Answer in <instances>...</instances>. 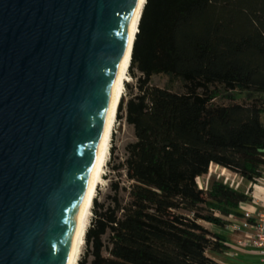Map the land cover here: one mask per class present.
<instances>
[{"label": "trees", "instance_id": "16d2710c", "mask_svg": "<svg viewBox=\"0 0 264 264\" xmlns=\"http://www.w3.org/2000/svg\"><path fill=\"white\" fill-rule=\"evenodd\" d=\"M129 73L137 91L116 112L135 136L128 185L114 183L107 205L94 197L78 264H216L225 236L201 221L224 227L252 199L196 179L212 163L248 183L264 171V0H145Z\"/></svg>", "mask_w": 264, "mask_h": 264}, {"label": "water", "instance_id": "95a60500", "mask_svg": "<svg viewBox=\"0 0 264 264\" xmlns=\"http://www.w3.org/2000/svg\"><path fill=\"white\" fill-rule=\"evenodd\" d=\"M138 0H0V264H65Z\"/></svg>", "mask_w": 264, "mask_h": 264}, {"label": "rangeland", "instance_id": "374dc122", "mask_svg": "<svg viewBox=\"0 0 264 264\" xmlns=\"http://www.w3.org/2000/svg\"><path fill=\"white\" fill-rule=\"evenodd\" d=\"M135 73L138 75V72ZM128 74H129V79L125 83V88L123 92V96L125 100H127L131 94L136 93L137 91L136 78L132 74H130L129 71ZM151 82L152 84L158 86H164L166 83V77L155 75L152 77ZM236 99L239 102L248 100L247 95L245 93L242 94L236 93ZM216 101L220 103H227V96L222 94L218 99H216ZM113 135H112L113 142H112V138H111V142L113 143L114 151L112 152V154H110L109 151L107 163L103 170L104 180L102 181L101 184L98 185L95 192V196L97 197V200L101 203H104L105 205L109 203V199H110L109 197L113 194L114 183H118L121 187L128 185V181L125 175V169L120 165L124 162L126 157V145L129 142L135 140L133 127L132 125L127 124L124 118H121L120 120L116 119ZM212 180L221 181L232 187H236V185L238 184L237 188L240 190H246V187L248 185V182L242 179L239 175L219 165H215L214 163L210 164L208 168V172L206 174L196 179L198 187L203 189L209 187V184ZM120 196L126 199L127 197L126 191L121 189ZM91 217H92V210H91L90 220ZM90 220H89V224H90ZM201 223L210 230L213 229V226L210 223L203 221H201ZM85 251H86V247L84 243L79 260L82 258Z\"/></svg>", "mask_w": 264, "mask_h": 264}, {"label": "bare ground", "instance_id": "6f19581e", "mask_svg": "<svg viewBox=\"0 0 264 264\" xmlns=\"http://www.w3.org/2000/svg\"><path fill=\"white\" fill-rule=\"evenodd\" d=\"M144 3L145 0H138L137 8H136V20L134 21L133 25L128 31L127 44L120 63L119 75L116 80L114 90L111 95V99L105 115L104 136L100 147L97 148V153L95 160L93 162L89 182L87 184V187L84 192V196L80 204L79 213L76 217L72 243L65 264H78V260L82 253V249L85 243L84 241L85 232L90 220L93 198L95 197V192L98 185L101 184L102 181L104 180L103 170L107 163V159L110 151V145H111V138L116 124L117 106L121 96L123 95L125 83L129 79L128 71H129V62L131 58V49H132L135 33L137 32V25Z\"/></svg>", "mask_w": 264, "mask_h": 264}, {"label": "built area", "instance_id": "2783aa9c", "mask_svg": "<svg viewBox=\"0 0 264 264\" xmlns=\"http://www.w3.org/2000/svg\"><path fill=\"white\" fill-rule=\"evenodd\" d=\"M251 191L247 193L251 201L240 202L237 210L241 219L230 222L226 228L232 232H243V236L237 239L236 244L243 248H250L256 253L261 264H264V209L258 210L255 205H264V171L255 183H249ZM238 184L236 185L237 188ZM231 248H233L231 246Z\"/></svg>", "mask_w": 264, "mask_h": 264}, {"label": "crops", "instance_id": "0c3cea01", "mask_svg": "<svg viewBox=\"0 0 264 264\" xmlns=\"http://www.w3.org/2000/svg\"><path fill=\"white\" fill-rule=\"evenodd\" d=\"M249 189L251 191V187L248 183L246 190ZM243 190V191H246ZM255 207L258 210L264 209V205L262 204H256ZM241 219L239 216H230L228 217V220L230 222H238ZM227 223V224H228ZM224 227L213 225V229H211L214 232L221 233L225 236V244L227 248L220 252H211L209 255L210 257L215 261L216 264H261L259 261L258 256L253 251V249L250 248H243L236 244L237 239L241 238L243 236V232H232L229 231L226 228V225ZM231 246L233 248H231Z\"/></svg>", "mask_w": 264, "mask_h": 264}]
</instances>
